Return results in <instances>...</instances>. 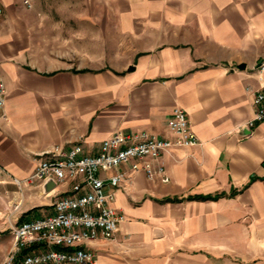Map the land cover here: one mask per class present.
Returning <instances> with one entry per match:
<instances>
[{"label": "crops", "instance_id": "0c3cea01", "mask_svg": "<svg viewBox=\"0 0 264 264\" xmlns=\"http://www.w3.org/2000/svg\"><path fill=\"white\" fill-rule=\"evenodd\" d=\"M28 2L0 0V196L13 216L0 264L13 225L72 192L71 180H28L41 157L77 143L94 154L118 129L174 140L175 108L199 143L162 156L169 182L131 173L115 237L84 246L98 264H264V121L247 127L264 0ZM119 171L129 165L101 176Z\"/></svg>", "mask_w": 264, "mask_h": 264}, {"label": "built area", "instance_id": "2783aa9c", "mask_svg": "<svg viewBox=\"0 0 264 264\" xmlns=\"http://www.w3.org/2000/svg\"><path fill=\"white\" fill-rule=\"evenodd\" d=\"M25 3L29 4L28 0ZM256 70L260 86L253 97L254 116L247 127L264 121V59ZM6 95V85L0 80V107L5 104ZM168 126L175 134L174 140L146 131L118 129L103 140L94 154L77 143L66 149L56 147L41 157L28 180H71L72 192L55 200L52 213L13 225L14 243L1 264H98L96 253L84 243L115 237L125 220V215L112 204L116 189L131 179V173L140 170L150 180L160 178L169 182L162 156L174 146L191 147L199 143L184 109L173 110ZM124 164L129 165V171L113 173L108 182L101 176Z\"/></svg>", "mask_w": 264, "mask_h": 264}, {"label": "rangeland", "instance_id": "374dc122", "mask_svg": "<svg viewBox=\"0 0 264 264\" xmlns=\"http://www.w3.org/2000/svg\"><path fill=\"white\" fill-rule=\"evenodd\" d=\"M8 201L4 202V199L0 196V229L7 225L10 221V218L13 216L8 212H6V206ZM23 217V216H22ZM20 220V219H19ZM18 220V221H19ZM6 231H1L0 230V236H4Z\"/></svg>", "mask_w": 264, "mask_h": 264}, {"label": "trees", "instance_id": "16d2710c", "mask_svg": "<svg viewBox=\"0 0 264 264\" xmlns=\"http://www.w3.org/2000/svg\"><path fill=\"white\" fill-rule=\"evenodd\" d=\"M26 214H24V217H25ZM23 220V219H22Z\"/></svg>", "mask_w": 264, "mask_h": 264}]
</instances>
